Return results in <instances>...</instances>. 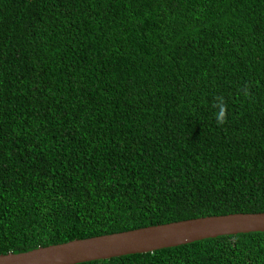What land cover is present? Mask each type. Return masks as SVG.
I'll return each instance as SVG.
<instances>
[{
    "label": "trees",
    "instance_id": "obj_1",
    "mask_svg": "<svg viewBox=\"0 0 264 264\" xmlns=\"http://www.w3.org/2000/svg\"><path fill=\"white\" fill-rule=\"evenodd\" d=\"M264 211V0H0V253ZM74 264H264V231Z\"/></svg>",
    "mask_w": 264,
    "mask_h": 264
},
{
    "label": "water",
    "instance_id": "obj_2",
    "mask_svg": "<svg viewBox=\"0 0 264 264\" xmlns=\"http://www.w3.org/2000/svg\"><path fill=\"white\" fill-rule=\"evenodd\" d=\"M252 231H264V211L200 216L0 253V264H74Z\"/></svg>",
    "mask_w": 264,
    "mask_h": 264
}]
</instances>
